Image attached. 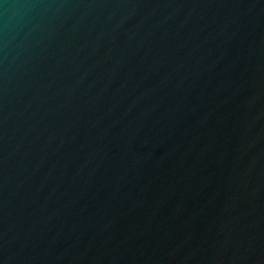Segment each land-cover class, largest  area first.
Masks as SVG:
<instances>
[{
  "label": "water",
  "instance_id": "water-1",
  "mask_svg": "<svg viewBox=\"0 0 264 264\" xmlns=\"http://www.w3.org/2000/svg\"><path fill=\"white\" fill-rule=\"evenodd\" d=\"M0 264H264V0H0Z\"/></svg>",
  "mask_w": 264,
  "mask_h": 264
}]
</instances>
